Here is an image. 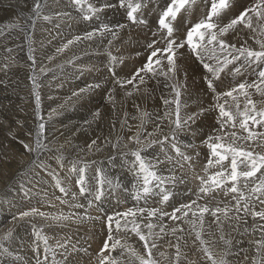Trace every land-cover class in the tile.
<instances>
[{"label": "bare ground", "instance_id": "6f19581e", "mask_svg": "<svg viewBox=\"0 0 264 264\" xmlns=\"http://www.w3.org/2000/svg\"><path fill=\"white\" fill-rule=\"evenodd\" d=\"M43 2H44V0H39V4H41ZM239 2L240 3L235 2V0H232V2H229V7L227 8V11L232 12V15H233L232 17L237 16L241 10L245 9L248 5V2H250V0H239ZM36 3H37V0H0V42H3L4 40L7 39L11 42L12 41L17 42V43H15V45L26 43V47L25 48L23 47L24 48L23 50H21V49L16 50L17 48L15 47L16 51L12 52V54H15L16 58L18 60H20L21 62H19V61L15 62L16 58L14 59V57L11 59L8 58L9 56H13L11 53L10 54L5 53V54L0 55V65H1V67H0V81L3 83L2 84L3 86L0 85L1 86L0 87V99H2L4 101V97H5L6 92H9V88L5 87L8 79L9 80H15L17 78L27 77V80L17 82L16 86L11 87V90L13 92H16V94H17L16 95L17 100H15V102L13 104H11L12 105L11 109L13 112L17 111L18 115L20 112H22L23 115L24 114L26 115L25 118L23 116H21V119L23 121L22 120L21 121L13 120L15 122H14V124H11V122L9 121V119L7 117H3V119L7 120L8 121L7 123H9V128H7L8 130L4 129L2 127V125L0 124V127H2L1 130L3 131V134L1 133L2 135H0V139H1L0 140V157H1L0 158V200H1L0 202L3 201V203H4V204H2V203L0 204V235H2V234L6 235L9 231V229H12V234L7 237L11 243L10 249L7 250L9 253H7L6 251H4L2 253L3 248H0V263L2 262V264H32V260L36 261L37 257H38L37 262L41 261V262H43V264L46 263V262L44 263V261L41 259L42 255L32 254V251L30 249V246H31V243H29L30 242V235L26 231L27 229L25 230V227H26L27 222L32 221L36 225H38L40 229H43L45 236L49 237L48 241H55L58 244L65 245V247H61L60 249L61 250L64 249V251L66 252L70 261L73 264H90L89 262L86 261V258L83 257L86 254H84L82 256V253L78 249L76 243L82 242L83 244L88 243L89 245L90 244L96 245V244L101 243V241H103L105 234H106V232H104V227H105L104 217L106 215H108L109 213L104 212L105 214L104 213L102 214L101 213L102 211L100 212L97 209L95 204H101L102 202L105 201V198L104 197H103V199L101 198L100 201L94 199V196H95V194L93 192L94 186H91L90 184L89 185L85 184L87 191H88V195L82 196L81 194H79L76 191L75 186H74V179H75L74 176L76 175L75 168L77 167V164L84 165L87 169L86 175H88L89 179L92 178V175L90 173H91L93 166H97L98 168L100 167L101 172L104 173L107 178L110 175L114 176V179H115L114 183L116 185H112L113 181L111 178H110L111 181H109V180L108 181L112 182V183L111 184H108V183L105 184V189L107 192L106 194H108V195L109 194L110 195L116 194L115 198H116V200H117V198L119 200L120 205H118L117 208L115 207V211H113V212H125L126 208H129L131 206V204H130L131 200L130 199L132 197L130 196L131 193H130L129 188H131L133 182L129 184V188L126 186V185H128V178L130 176L127 178L126 176H124L122 174L121 163L119 161H121L120 160L121 157L122 158L126 157L127 154L132 155V153H134V152H141L142 147L137 146L135 149L133 146L130 145V143H128V141L126 140L127 130H126V132L124 131L125 134L123 135V139H124L123 144H119L120 142H118L119 145L116 143L117 144L116 146H112L109 143H106V142L101 143V142L104 139V136L106 134L110 135V129L112 126H114L116 131L118 130V135L120 134V132L122 130H124V129L121 130L119 128L120 117H122L119 110L125 111L123 109V107H121L120 105L123 104L124 98L126 97L124 94V91L126 88L124 89V87H121L120 84L116 83V81L117 80L125 81L126 78L124 76L126 74V69H124L121 65L126 63L125 60H128V55L131 53L130 47H131V45H134L133 43H131L129 41V37L127 36V32L130 30H131V32L133 31L135 33L134 34V36H135L134 41H139L141 34H143V31H141L140 28L136 29V28H132L130 26H127L126 23L124 25L123 22L126 21L125 15L127 12H126L125 8L123 10L119 9L120 8L118 5L119 1H116V0L115 1L114 0H84V2L81 5H75L73 3V0H62L61 2L59 0L60 7L62 8L63 13L65 14V25L56 24V23H53L51 21L52 22L51 23L52 29L49 32V34L52 35V37L53 36L57 37L59 48L63 47V45H65L68 41L75 40L76 37H81L82 39L79 40L78 42H75L72 45H70L63 52H58L57 49H59V48H57V49L55 48V50L53 51L54 56H58L62 60V61L59 60L60 62L57 63V65H62V66L63 65H75L76 68L78 69V70H76L74 67H72L75 69V70H73L70 67L69 68L65 67L66 72H61L63 78L56 80L55 78H53V75L56 72H59V71H57L58 67L54 68L55 66L53 64H51L50 60L46 62L45 66H42V65H44L43 61H41V63H39V64L37 62H34L36 58L40 57L39 53H38V55H34L31 38H28V40L26 42V35L28 34V32L30 30L29 23L34 18L32 9ZM59 3L57 2L58 5H59ZM250 4H252V3H250ZM141 5H142V7H141L140 11L138 10L139 16H137V22L141 23L142 26H146V21L148 19L147 20L143 19V14H142L144 11H146V7L143 6V4H141ZM89 6H91L94 9H97V11L89 12L88 11ZM206 6H207L206 0H203V1L202 0H196V7L194 5L195 8L190 9L189 13L191 14V16L192 15L195 17L199 16L202 19V18H204L205 13H206V11H205ZM47 9H49V8H47ZM150 9H151L150 17H151V20L154 21L157 18V14L160 13L161 11L159 9L153 7V6ZM152 11L153 12L156 11V13L151 14ZM39 12H41V11H39ZM54 12H56V11H54ZM184 12H186V9ZM43 13H45V12H43ZM59 14L57 13L58 16H59ZM61 14H62V12H61ZM41 15H42V13H41ZM81 15H84V16L88 15L89 16V20H87V23H85L81 19H79V18H83ZM191 16H190V18H191ZM40 18L43 19V17H40ZM55 18L57 19V16ZM43 20H45V19H43ZM61 20H62V17H61ZM61 20H60V22H61ZM36 21H37V19H36ZM100 24H102V25L108 24L109 26L114 28V29H109L110 31H106V35H108L113 40L112 43H114V44L112 45V48L111 47L104 48L102 46L103 44H106V42L103 40L102 36H100V35H103L102 32L99 34L98 33L99 31H96L98 34L93 36V38L91 40L83 39V37L87 33L93 32V30L97 29L98 25H100ZM46 25H47V23H46ZM141 25H140V27H141ZM50 26L48 25V27H50ZM154 27H156V26H154ZM44 29H45V27L43 28V30ZM145 32L149 33L148 31H145ZM42 33H43V31H42ZM44 33H45V30H44ZM244 34L245 35L248 34L250 36L251 45H253V43H254V39L252 38L253 36L256 35L255 39L260 38L259 40H262V38L264 37V36L259 35L258 33L253 34L250 32V30L241 28L239 26L236 31H232V33H230V35H228V36L226 35L227 37H223L222 39L225 38L224 40L226 42H228L229 44H234L237 47H239L240 42H238L239 40H237V39L238 38L241 39L243 36H245ZM31 37H33V36H31ZM159 38H161V37L159 36ZM9 41H6V42H9ZM35 41H37V40H35ZM33 43H36V42H33ZM43 44H45V43H43ZM49 44H50V41H49ZM91 45H92V49L90 48ZM93 46L95 47L94 49H93ZM7 47H11V44L10 43L7 44ZM3 49L4 48L2 46H0L1 52H4ZM112 49L115 51L117 50L119 60L116 61V65H119V66H112L111 65L112 66L111 67L109 65H106L107 56L111 55V52H113V51H111ZM178 50H180V48ZM5 51H7V50H5ZM36 52H38V51H36ZM49 52H52V51H49ZM217 52L219 53V50ZM113 56H115V54ZM30 57H31V59H30ZM46 59H47V57H46ZM111 59H112V57H111ZM130 61H132V60H130ZM236 62H240V61H236ZM135 63L136 62H134V64ZM192 64H193V62H192ZM33 65H37V67H33ZM38 65H41V66L38 67ZM178 65H182V64H180V62H179ZM200 67L202 68V66H200ZM231 67H233V66H231ZM128 68L129 67H127V69ZM129 69L131 71V68H129ZM134 69H135V67H134ZM178 69H179V73H181V74L177 77V79H175V82L177 83L176 86L178 85V87L180 89V93L182 91L181 95H183L185 97V100L190 101V103H191L193 95H195L197 93V90L200 89L199 83L197 84V82L196 83L194 82V83H192V85H190L189 80L187 79V76L189 73L186 71V69L184 67H177V71H178ZM48 70L50 71V74L48 76H46L45 81H44V79H43V81L48 86H50V87L56 86L57 88H59L58 84H61L62 82H64L65 87L59 88V91H52L46 87L45 83H43L42 80H41L42 82L39 81V79H40L39 77L42 76L44 73L47 74ZM230 70L231 69H229V68H225V70L223 72L227 75L230 72ZM132 71H133V69H132ZM163 71H165L164 68H163ZM177 71H175V73H177ZM132 73H134V72H132ZM199 74H201V73H199ZM240 74H241V72H240ZM240 74L239 75H233L232 74V76H233V78L234 77L236 78V77H239ZM55 76H57V75H55ZM167 76L168 75L161 76V78L167 77ZM170 77H171V75H170ZM172 77H174V76L172 75ZM169 78H166V79H169ZM227 79H228V77H227ZM164 80H165V78H164ZM223 80H225V79H223ZM253 80H254V78H253ZM1 82H0V84H1ZM190 82H191V80H190ZM153 83H154V81H153ZM117 84H118V87H117ZM148 86H150V85H148ZM219 86H220V84H219ZM203 87H201V93L203 95H205L207 92H205ZM82 89L85 91L81 92ZM127 92H128V90H127ZM132 92H133V90H132ZM135 92L140 94L141 91H140V89H135ZM74 93H78V95H74ZM60 94H64V96L60 95ZM210 94H211V91H210ZM221 94H222V92H221ZM8 95H10V94H8ZM149 96H151V95H149ZM37 97H39L38 100H37ZM152 97H153V95L151 96V98ZM259 98H260V96H259ZM3 101H1V104ZM141 101L142 100L139 101L140 104H141ZM196 101H194V102H196ZM201 101H203V100H201ZM201 101H200V103H201ZM206 101H207V99H206ZM150 102H151V99H150ZM182 102H184V101L182 100ZM213 104H214V101H213ZM4 105H5V101L3 102L2 106H4ZM242 105H244V103H242ZM188 106H191V105H188ZM196 106H199V105H196ZM228 106H230V105H228ZM150 107H151V104H150ZM9 108H10V106H9ZM206 108H207V106H205V111L202 112V114H200L194 122L189 121L188 124L185 125L180 131H178L176 136H175V138L176 137L180 138L181 142L183 140L184 142L186 141L187 144L194 146V148L192 147V149H191V151L192 150L194 151L192 153V155H191L190 151L185 153L186 155L192 157L191 160L194 163V164H192L194 167V170H193L194 172H191L189 170L191 168L190 166H189L190 167L189 169H184V168L180 167L181 169H179V171L177 173L169 172L172 175V177H176L180 174L184 175L185 177L189 176V175H192L194 177L195 174L198 172V164L202 162V158L201 159L196 158L194 155H196L198 152L201 153L204 149L205 150L209 149L208 147H205L207 145L204 143V141L206 140V138L208 137L209 134H215V131L214 132H205V129L203 128V126H205V123L202 120V117H208V119L213 118L211 115L212 113H210ZM232 108H235V107L232 106ZM258 108H259V106H258ZM186 109H184V113L182 112L184 115V118H186L187 116H189L193 113H201L200 110L199 111L197 110V111H192L190 114L188 112L190 110L188 109V111H187ZM202 109H203V107H202ZM6 110H7L6 107H4V112ZM80 110H82V111L84 110V113L80 114ZM150 110H151V108H150ZM232 110L234 111V109H232ZM85 111H91V112H85ZM132 111H133V109H132ZM128 112H130V111H128ZM96 113H99V117H97L95 115ZM144 113H145V111H144ZM9 114L13 115L12 112ZM10 115H9V117L12 120V117ZM15 119H17V118L15 117ZM146 119H147V117H146ZM213 121L211 120L210 124H212ZM38 122H39V124L44 125V129L42 131L38 127V125H39ZM130 123H132V122H130ZM4 126H8V124H4ZM134 127L132 126V128H134ZM237 130H240V129L237 127ZM98 132H102L104 135L102 137L98 136V134H99ZM13 133L16 134V136H15L16 140L15 141L9 139V137L12 136L11 134H13ZM134 134L135 133H133V135ZM90 136H93L95 138L94 139L95 143L91 142L92 139H87V138H90ZM99 139H101V140L99 141ZM128 139H129V137H128ZM38 140L40 141L39 147H37V141ZM145 141H147V140L145 139ZM134 142H135V140H134ZM202 143L204 144L203 148H201ZM25 144L29 145L30 148H33L35 150L34 151L25 150V148H24ZM90 144H92L91 147H89ZM157 146H158V144H157ZM36 149H38V150L36 151ZM75 150L77 152H75ZM197 150H198V152H197ZM152 152L156 153V151H154V150ZM72 156H74V157H72ZM68 157H70L72 159H76V160L80 159V160L75 162V163H72L71 160H69L72 165L69 167V169H66V167H68V164L65 161ZM118 158H120V159H118ZM164 158L165 157H163V159ZM127 159H128V156H127ZM129 159H131V158H129ZM179 160L180 159H178L176 161L178 162ZM191 160H189L188 162L190 163ZM195 160L198 164L195 162ZM126 161H129V160H126ZM53 163H56L58 166L57 165L55 166ZM124 163H125V161H124ZM181 163H182V161H181ZM108 164H110V167H107ZM183 164H184V162H183ZM50 165L53 167H59V170L61 167V168H63L62 170H64V171H59V170H57V168L54 170L53 168L50 167ZM123 165H125V164H123ZM181 165L170 164L168 167H175L176 168L178 166V168H179V166H181ZM103 166H104L105 170H104ZM162 170L167 171L164 168H162ZM45 171L47 173H45ZM77 174H79V173H77ZM53 176L54 177L56 176L55 178H58V181L60 182L61 186L66 190L65 191L66 193L64 195H57V191L56 192L54 191V183L55 182L53 180ZM179 178L178 177L175 178L177 181L172 182V183L176 184L178 182H181L182 180ZM186 180H187V177H186ZM192 180L193 179H191V180L188 179V181H186V182H188L189 184H185V185L181 184V186H179L178 188L185 189L184 190L186 192L185 194L190 193L189 192L190 188L193 185L195 187L197 185L195 183V181L194 180L192 181ZM100 182H103V181H100ZM190 183H192L193 185L192 184L190 185ZM91 184H93V183H91ZM125 186L127 189H125ZM124 189L128 191L129 195L123 191ZM116 190H119V193ZM171 190H172V188H171ZM136 191L137 190H135L134 193ZM172 191H173L172 193L174 195L175 194L174 191H176V189L173 188ZM194 193H196V192H194ZM66 194H69V196H66ZM108 195H107V198H108ZM221 195L222 194L217 195V193H215V192L212 193V196L214 198H220ZM69 197L74 199L75 201L80 202L79 206L77 208H75L74 210H72V212L70 211V213L67 212L66 210L64 211V213H62L64 207L67 209V208H70V206H71L70 205L71 202H70ZM225 197L230 199V197H228V196H225ZM225 197H224V199H222V197H221L220 202L222 200H225V202H226ZM58 199L60 201H58ZM183 199L184 198L182 197L180 201H182ZM175 201L177 203L180 202V201L174 199L173 202H175ZM116 203H118V201H116ZM28 204H32V206H34L33 209H37L39 213H44L45 215L44 216H40L38 214L30 215V216L24 218L23 220H18L14 223L10 222V221H12L13 216H16L19 213L24 212V211H30L31 209L27 208ZM133 209H135V208H133ZM113 212L110 214L112 215ZM60 215L67 216V217H69V219L57 221V220H54L51 218V217L60 216ZM86 217H92L93 219H87ZM233 217H234V215H233ZM81 218H85V219H81ZM95 218H99V219H95ZM28 231H29V229H28ZM42 235H43V233H42ZM242 238H243V236H241L240 238H235L236 239L235 242L232 244H229V245L233 246V250L238 251L239 249H242L244 242H248V241L242 242L243 241ZM231 241H233V240H231ZM3 242H4V240H3ZM39 242H40V240H39ZM48 245H49V243H48ZM49 247H50V245H49ZM53 247H52V249H53ZM92 248L94 249V247H92ZM186 248L188 249L189 247L187 246ZM192 249H193V247H192ZM4 250H6V249H4ZM87 250H88V248H87ZM228 250H230V249H228ZM233 250H231V251H233ZM181 253H182V251H181ZM213 253H214L213 254L214 256L222 255L220 252V248H217L216 250H214ZM57 254H59V253H57ZM187 254H189V251L182 253V255L184 256V257L182 256L183 260L185 259V255L187 257L186 259H189V257H188L189 255L187 256ZM190 254L192 255L191 252H190ZM193 254H194V252H193ZM263 255H264V253H263ZM200 257L202 258L203 255L201 254ZM192 258H193V255H192ZM173 259L174 258H172V256H171L170 258H168V260L161 261L160 264H172ZM236 259L239 261L238 257ZM67 260H65V261H67ZM225 260H226V264H231V263H228V262H230V260H232L231 257L230 258L226 257ZM262 260H264V257L262 258ZM190 261H192L191 257H190ZM204 261H206V260H204ZM64 263H66V262H64ZM202 263L204 264V262H202ZM51 264H53V263L51 262ZM133 264H136V263H133ZM178 264H179V262H178ZM181 264H190V263H187L185 261V262H182Z\"/></svg>", "mask_w": 264, "mask_h": 264}, {"label": "rangeland", "instance_id": "374dc122", "mask_svg": "<svg viewBox=\"0 0 264 264\" xmlns=\"http://www.w3.org/2000/svg\"><path fill=\"white\" fill-rule=\"evenodd\" d=\"M51 0H44V2L43 3H41L40 4V8L38 9V12L39 11H41V12H39V15H37V14H35L34 12H33V15H34V18L30 21V23H29V28H30V30H29V32H28V34L26 35V42H27V40H28V38H31V41H32V48H33V53H34V55H38V53H39V56L40 57H38V58H36L35 59V61L34 62H37L38 64L39 63H41V61H43V63H44V65H42V66H45L46 65V62L47 61H51V64H53L55 67L54 68H57L56 70L57 71H59V72H56L54 75H53V78H55L56 80L57 79H61V78H63L62 77V74H61V72H66V68L65 67H67V68H71V69H73V70H78L77 68H76V66L75 65H57V63H59L60 61H62L61 59H60V57H58V56H54V54H53V51L55 50V48L57 49V48H59V46H58V39H57V37L56 36H53L52 37V35H50L49 34V32L51 31V29H52V22L53 23H56V24H61V25H65V14L63 13V10H62V8L60 7V3H59V0H52L51 2H50ZM62 0H60V2H61ZM115 1V0H114ZM116 1H119V0H116ZM203 1V0H202ZM207 1V6H206V9H207V7H208V5L210 4V0H206ZM57 2L59 3V5L57 4ZM136 2H139L140 4H143V6H145L146 7V11H144L142 14H143V19H145V20H147L146 21V26H142L141 25V23H139V22H136V23H132L131 21H129L128 19H127V15H125V22H123L124 23V25H125V23L127 24V26H130V27H132V28H136V29H141V31H143V34H141V37H140V40L139 41H134V38H135V36H134V32L132 31L131 32V30L130 31H128L127 32V36L129 37V41L131 42V43H133L134 45H131V47H130V49H131V53L128 55V60H125V64H122L121 66L124 68V69H126V74H125V81H127V80H129V79H132L131 77H133L132 75L134 74V73H136V71L138 70V69H140V68H142L144 65L143 64H145L146 62H147V56L149 55V53L152 51V49H149L146 45H148V44H150V43H152L153 41H156V44H155V47H159V48H163L164 46H165V41L162 39V37H164L165 35H166V30H162V29H160V27H159V23H157V20H158V17H160L161 16V14H162V12L165 10V8L164 7H166L165 5L167 4V3H169V2H171V0H134V3H136ZM229 2H232V0H229ZM235 2H238V3H240L239 2V0H235ZM50 3V4H49ZM250 3H253V0H250V2H248V5H247V7L248 6H250L251 4ZM47 4V5H46ZM49 4V5H48ZM47 7H46V6ZM118 5H119V3H118ZM194 5H195V7H196V0H195V3L194 4H192L190 7H186V12H184L185 11V9H182L181 10V12L180 13H178V15H177V18L175 19V20H173V21H171V26L173 27V29H174V32H173V36H172V38L173 39H175L177 42H182L185 38H186V33H187V31L197 22V21H200L201 20V18L199 17V16H197V17H195V16H191V14L189 13V10L190 9H193V8H195L194 7ZM155 7V8H157V9H159L160 11V13H158L157 14V18H156V20H154V21H152L151 20V17H150V11H151V7ZM54 7V8H53ZM120 7V6H119ZM159 7V8H158ZM47 8H49V9H47ZM51 8V9H50ZM61 8V9H60ZM58 9V10H57ZM108 9V8H107ZM119 9H121V10H123L124 8H119ZM126 9V8H125ZM141 9V8H140ZM140 9H139V11H140ZM51 10V11H50ZM61 10V11H60ZM244 10V9H243ZM243 10H241V11H243ZM54 11H56V12H54ZM139 11L135 14L136 15V17L137 16H139ZM206 11V10H205ZM240 11V12H241ZM43 12H45V13H43ZM50 12V13H49ZM61 12H62V14H61ZM126 12H127V9H126ZM41 13H42V15H41ZM52 13V14H51ZM57 13L59 14V16L57 15ZM154 14V13H156V11L155 12H151V14ZM231 13V14H230ZM45 14V15H44ZM227 14V15H226ZM37 15V16H36ZM53 15V16H52ZM57 16V19L55 18ZM82 17H84V15H81ZM148 16V17H147ZM190 16H191V18H190ZM233 15H232V12L231 11H227V9H225L224 10V12L221 14V20H222V22L223 23H225L226 24V22H228L230 19H232L233 17H232ZM40 17H43V19H45V20H43L42 18H40ZM45 17V18H44ZM49 17V18H48ZM51 17V18H50ZM61 17H62V20H61ZM59 18V19H58ZM64 18V19H63ZM36 19H37V21H36ZM79 19H81L83 22H85V23H87V20H89V19H87V20H85L84 18H79ZM227 19V20H226ZM35 20V21H34ZM60 20H61V22H60ZM52 21V22H51ZM56 21V22H55ZM35 24H34V23ZM41 22V23H40ZM49 22V23H48ZM60 22V23H59ZM46 23H47V25H46ZM64 23V24H63ZM102 23V22H101ZM139 23V24H138ZM156 25H155V24ZM37 24V25H36ZM131 24V25H130ZM138 26H137V25ZM35 25V26H34ZM48 25L50 26V27H48ZM137 27H136V26ZM140 25H141V27H140ZM152 25V26H151ZM38 26V27H37ZM103 26V27H102ZM150 26V27H149ZM154 26H156V27H154ZM180 26V27H179ZM34 27V28H33ZM45 27V33H44V30H43V28ZM107 28V29H114L113 27H111V26H109L108 24H100V25H98V28L97 29H95V30H93V32H96V31H98L99 29H103V28ZM148 27V28H147ZM241 28H243L242 26H240ZM47 28V29H46ZM144 28V29H143ZM153 28V29H152ZM157 28V29H156ZM178 28V29H177ZM146 29V30H145ZM151 29V30H150ZM37 30V31H36ZM42 31H43V33H42ZM145 31H148L149 33H147V32H145ZM37 32V33H36ZM41 33V34H40ZM99 34L101 33V32H98ZM230 33H232V31L231 32H229L228 34H227V36L228 35H230ZM40 34V35H39ZM102 34L103 35H100V36H102V38H103V40L106 42V44H103L102 46L104 47V48H109V47H111L112 48V45L114 44V43H112L113 42V40H112V38H110L108 35H106V31H104V32H102ZM182 34V35H181ZM185 34V35H184ZM158 35V36H157ZM245 35V34H244ZM247 35V36H246ZM245 36H243L241 39H237V40H239L238 42H240L239 43V47L241 46V45H245L246 47H251L252 49H254V50H260L259 49V45H257V44H255V42L253 43V45H251V43H250V36L248 35V34H246ZM31 36H33V37H31ZM49 36V37H48ZM159 36L161 37V38H159ZM227 36H224V37H227ZM48 37V38H47ZM255 37H256V35H255ZM223 38V37H222ZM45 39V40H44ZM47 39V40H46ZM225 39V38H224ZM260 39V38H259ZM2 40V39H1ZM35 40H37V41H35ZM249 40V41H248ZM262 40H264V37L262 38ZM6 41H9V40H4L3 42H0V46H2L4 49V52H1V50H0V55L1 54H12V52H15L16 50H23L25 47H26V43L25 44H19V45H15V43H17V42H15V41H9V42H6ZM49 41H50V44L53 46H51L50 44H49ZM145 41V42H144ZM161 41V42H160ZM33 42H36V43H33ZM41 42V43H40ZM54 42V43H53ZM160 42V43H159ZM248 42V43H247ZM11 44V47H7V44ZM43 43H45V44H43ZM139 43V44H138ZM108 44V45H107ZM14 45V46H13ZM41 45V46H40ZM50 45V46H49ZM161 45V46H160ZM7 48H6V47ZM18 46V47H17ZM45 46V47H44ZM48 46V47H47ZM17 49H16V48ZM22 47V48H21ZM24 47V48H23ZM40 47V48H39ZM42 47V48H41ZM47 47V48H46ZM134 47V48H133ZM44 48V49H43ZM91 49H92V45H91V47H90ZM95 47L93 46V49H94ZM9 49V50H8ZM13 49V50H12ZM16 49V50H15ZM47 49V50H46ZM147 49V50H146ZM5 50H7V51H5ZM182 52H181V51ZM180 50H178L177 51V55H176V57H175V60H176V70L175 71H177V67H184L185 69H186V71L189 73L188 74V76H187V79L189 80V84L190 85H192V83H196L197 82V84L199 83V90H197V95L195 94V95H193V98H192V100H191V103H190V101H187V100H185V97L183 96V95H181L182 94V91H181V94H180V97H179V100H180V115H181V117L182 118H184V115H183V113H184V109H186L187 111H188V109L190 110V111H188L190 114H191V112L192 111H201V110H203V112L205 111V106H207V110L210 112V113H212L211 115H212V119H208V117H202V120L204 121V123H205V126H203V128L205 129V132H214L215 131V134H209V135H212V136H216L217 134H219V128H220V125L217 123V119H218V116H219V112H218V109L217 108H215L214 106L217 104V103H222L223 102V104H225V106H226V108H228L229 106L228 105H232V106H234L235 105V103H236V101H234V100H232L231 98H228V97H225V96H223V95H219L220 97H219V99L217 100V96H218V94H221V92L222 93H224V92H226V91H228L229 89H231L232 87H234L236 84L238 85L239 83H241V82H246V83H251L252 81H254V80H257V76H256V72H258V70H257V66L256 65H253L252 67H250V68H242L241 69V74H240V76L239 77H234L233 78V76H232V74H233V72H232V70H234L235 68H239L240 66H241V61L240 62H235L234 63V65L233 64H229L228 66H227V68H229V69H231L230 70V72L226 75L224 72H222V73H220V78L218 79V80H215V82L217 83H215L214 82V91H212V90H209V88H208V86H207V79H209L210 78V74H208L207 72H206V70L204 69V67H203V63H201V61L200 60H198L197 58H196V56L195 55H193L190 51H189V49H188V47H187V45L185 44V46L184 47H182V48H180ZM36 51H38V52H36ZM47 51V52H46ZM49 51H52V52H49ZM111 51H113V52H111V55L113 54H115V56H111L110 54V56L112 57V59H111V57L110 56H107V61H106V65H109V66H119V65H116V61H118L119 60V57H118V54H117V50L115 51V50H111ZM218 51V50H217ZM49 52V53H48ZM116 52V53H115ZM148 54V55H147ZM13 56H9L8 58H13L14 57V59L16 58V55L15 54H12ZM44 55V56H43ZM146 55V56H145ZM181 55V56H180ZM183 56V57H182ZM46 57H47V59H46ZM51 57V58H50ZM53 57V58H52ZM132 57V58H131ZM186 57V58H185ZM42 58V59H41ZM143 58V59H142ZM229 58H231V57H229ZM46 59V60H45ZM56 59V60H55ZM146 59V60H145ZM154 59H156V58H154ZM9 60V59H8ZM39 60V61H38ZM55 60V61H54ZM60 60V61H59ZM112 60V61H111ZM130 60H132V61H130ZM161 60H162V63H161V65H158V66H155L156 67V69H157V71H160V72H164V73H166L167 72V67H168V64H167V61H166V59L165 58H163V57H161ZM207 59H205V62H207V63H210V64H214L215 63V61L214 60H207ZM17 61H19V62H21L20 60H18L17 58L15 59V62H17ZM128 61V62H127ZM136 62L135 64H134V62ZM140 61V62H139ZM143 61V62H142ZM165 61V62H164ZM182 61V62H181ZM188 61V62H187ZM145 62V63H144ZM180 62V64H182V65H178V63ZM192 62H193V64H192ZM130 63V64H129ZM142 63V64H141ZM165 65H164V64ZM184 63V64H183ZM190 63V64H189ZM197 63V64H196ZM135 66H134V65ZM163 64V65H162ZM57 65V66H56ZM125 65V66H124ZM127 65V66H126ZM41 65H38V67H40ZM111 66V67H112ZM141 66V67H140ZM186 66V67H185ZM200 66H202V68L200 67ZM231 66H233V67H231ZM0 67H1V65H0ZM33 67H37V65H33ZM72 67H74V68H72ZM127 67H129V68H131V71H130V69L128 68L127 69ZM134 67H135V69H134ZM139 67V68H138ZM138 68V69H137ZM163 68L165 69V71H163ZM233 68V69H232ZM132 69H133V71H132ZM137 69V70H136ZM202 71H201V70ZM62 70V71H61ZM65 70V71H64ZM199 70V71H198ZM130 71V72H129ZM191 71V72H190ZM205 73H204V72ZM132 72H134V73H132ZM193 72V73H192ZM203 72V73H202ZM191 73V74H190ZM199 73H201V74H199ZM50 74V71L48 70L47 71V74L46 73H44L42 76H40L39 78V81H43V79H44V81H45V77L46 76H48ZM175 74V75H174ZM181 73H179V69H178V71H177V73H167V77H162L161 78V76H165V75H153L152 73H141V75L142 76H144V79H145V82L144 83H140V81H139V78H137L136 80H134L133 81V83L132 84H125V86H124V89H125V91H124V94H125V98H124V101H123V104H121L120 106L121 107H123V109L125 110V111H120L119 110V112L121 113V115H122V117H120V126H119V128L122 130V129H124V130H122L121 132H120V134L118 135V130L116 131V129L114 128V126H112L111 127V129H110V135L108 134H106L105 136H104V139L102 140V142L101 143H109V144H111L112 146H116L117 144H118V142H120L119 144H123L124 143V139H123V135L125 134V132H126V130H127V134H126V140L128 141V143H130V145L131 146H133L135 149H136V147L138 146V147H142V151L141 152H139L140 153V155H141V157H142V159L145 161V162H152V163H156L157 161H160V163H158V165H157V168H156V171H157V174L159 175V176H161V177H164V178H168V177H172V175L169 173V172H173V173H177L178 171H179V169H181V168H184V169H189L190 167V171L191 172H194L193 170H194V167H193V165L192 164H194L193 163V161L191 160V162L189 163V162H185V161H183L182 159V157H180V156H177V154L172 150V147H171V144H173V143H175L179 148H181V152L182 153H187L188 151H190L191 152V155H192V153L194 152L193 150L191 151V149H192V147L194 148V146L193 145H190V144H187L186 143V141L184 142L183 140H182V142H181V139L180 138H178V137H176V138H174V139H169L168 141H166L165 142V144L163 145V148H164V150L165 151H161V145L160 144H158V146H157V144H153L152 145V147H150V148H147L146 146L151 142V141H157V140H161V139H164V137H172L173 136V132H174V137L176 136V134H177V132L178 131H180L181 129H176L175 128V124L173 123V124H170L169 123V119H171V120H175L176 119V117H175V108H176V105L174 104V103H172V104H165L164 103V101L165 100H168V101H173L175 98V93H174V91H173V86H176V82H175V79H177V77L180 75ZM206 74V75H205ZM55 75H57V76H55ZM61 75V76H60ZM130 75V76H129ZM149 75V76H148ZM170 75H171V77H172V75L174 76V77H170ZM208 75V76H207ZM245 75V76H244ZM250 75V76H249ZM192 76V77H191ZM202 76V77H201ZM206 76V77H205ZM57 77V78H56ZM150 77V78H149ZM160 77V78H159ZM171 79H170V78ZM224 77V78H223ZM227 77H228V79H227ZM231 77V78H230ZM251 77V78H250ZM157 78V79H156ZM164 78H165V80H164ZM166 78H169V79H166ZM230 78V79H229ZM253 78H254V80H253ZM54 79V80H55ZM148 79V80H147ZM223 79H225V80H223ZM238 79V80H237ZM25 80H27V77H24V78H17V79H15V80H7V82H6V85H5V87L6 88H9V92H6V94H5V97H4V101H5V105L4 106H2V104H3V100L2 99H0V124L2 125V127L4 128V129H7V128H9V123H7L8 121L7 120H5V119H3V117H7L8 119H9V121L11 122V124H14V122L15 121H13V120H19V121H21L22 119H21V116H23L24 118H25V114L23 115V113L22 112H20L19 113V115L17 114V111L15 112H13L12 111V105L11 104H13L14 102H15V100H17V98H16V92H13L12 90H11V87H13V86H16V84H17V82H20V81H25ZM190 80H191V82H190ZM194 80V81H193ZM202 80V81H201ZM231 80V81H230ZM234 80V81H233ZM41 81V82H42ZM43 81V83H45ZM150 81V82H149ZM153 81H154V83H153ZM193 81V82H192ZM224 83H223V82ZM228 81V82H227ZM251 81V82H250ZM1 82V81H0ZM149 82V83H148ZM158 82V83H157ZM232 83V84H231ZM3 83L1 82V86H3L2 85ZM65 83L64 82H62L61 84H58V87L59 88H63V87H65V85H64ZM135 84V85H134ZM147 84V85H146ZM219 84H220V86H219ZM230 84V85H229ZM45 85H46V87L48 88V89H50V90H52V91H59V88H57L56 86H54V87H50V86H48L46 83H45ZM60 85V86H59ZM134 85V86H133ZM146 85V86H145ZM148 85H150V86H148ZM153 85V86H152ZM0 86V87H1ZM127 86V87H126ZM148 86V87H147ZM165 86V87H164ZM178 86V85H177ZM204 86V87H203ZM217 88H216V87ZM226 86V87H225ZM230 86V87H229ZM117 87H118V84H117ZM132 87V88H131ZM201 87H203L204 88V90H205V92H207L205 95H203L202 93H201ZM54 88V89H53ZM228 88V89H227ZM135 89H140V94H138V93H136L135 92ZM166 89V90H165ZM127 90H128V92L129 93H131V95H128L127 93ZM132 90H133V92H132ZM147 90V91H146ZM163 90V91H162ZM225 90V91H224ZM131 91V92H130ZM210 91H211V94H210ZM249 92H251L252 93V99H253V101L254 102H256V105H257V108H258V106H259V108H263L264 107V96H260V95H258L256 92H255V90L254 89H249L248 90ZM126 92V93H125ZM158 92V93H157ZM8 94H10V95H8ZM15 96H14V95ZM157 94V95H156ZM169 94V95H168ZM213 94V95H212ZM60 95H63L64 96V94H60ZM149 95H153V97L151 98V96H149ZM201 95V96H200ZM211 95V96H210ZM215 95V96H214ZM234 95H236V94H234ZM62 96V97H63ZM128 96V97H127ZM137 96V97H136ZM195 96V97H194ZM199 96V97H198ZM259 96H260V98H259ZM35 97V96H34ZM149 97V98H148ZM206 97V98H205ZM257 97V98H256ZM132 98V99H131ZM134 98V99H133ZM138 98V99H137ZM148 98V99H147ZM184 98V99H183ZM205 98V99H204ZM11 99V100H10ZM150 99H151V102H150ZM206 99H207V101H206ZM128 100V101H127ZM133 100V101H132ZM140 100H142L141 101V104H140ZM182 100L184 101V102H182ZM197 100V101H196ZM201 100H203V101H201ZM210 100V101H209ZM224 100V101H223ZM1 101H3L2 102V104H1ZM138 101V102H137ZM194 101H196V102H194ZM200 101H201V103H200ZM213 101H214V104H213ZM222 101V102H221ZM238 101H239V103H240V106H241V109L243 108V105H242V103H245V98L243 97V96H238ZM230 102V103H229ZM151 104V107H150V104ZM182 103V104H181ZM198 103V104H197ZM211 103V104H210ZM139 104V105H138ZM131 105V106H130ZM172 105V106H171ZM184 105V106H183ZM188 105H191V106H188ZM196 105H199V106H196ZM212 105V106H211ZM9 106H10V108H9ZM102 106V105H101ZM148 106V107H147ZM155 108H154V107ZM175 106V107H174ZM4 107H6V111L4 112ZM158 107V108H157ZM191 107V108H190ZM197 107V108H196ZM202 107H203V109H202ZM210 107V108H209ZM150 108H151V110H150ZM154 108V109H153ZM193 108V109H192ZM9 109V110H8ZM132 109H133V111H132ZM232 109H234V111L232 110ZM143 110V111H142ZM154 110V111H153ZM231 110L235 113V111H236V109L235 108H231ZM128 111H130V112H128ZM144 111H145V113L147 114V115H144L145 113H144ZM169 111H171L173 114H172V116L170 117V118H165V113L166 112H169ZM12 112V114L13 115H10L9 113H11ZM85 112H91V111H85ZM153 112V113H152ZM183 112V113H182ZM82 113H84V110L82 111V110H80V114H82ZM127 113V114H126ZM136 113V114H135ZM12 117V120L10 119V117H9V115ZM135 114V115H134ZM139 114V115H138ZM3 115V116H2ZM103 115V114H102ZM156 115V116H155ZM15 117L17 118V119H15ZM20 117V118H19ZM146 117H147V119H146ZM151 117V118H150ZM157 117V118H156ZM14 118V119H13ZM139 118V119H138ZM154 118V119H153ZM138 119V120H137ZM240 119V117H237V120H239ZM134 120V121H133ZM211 120L213 121V123L212 124H210L211 123ZM23 121V120H22ZM42 121V120H41ZM143 121V122H142ZM130 122H132V123H130ZM149 123V124H148ZM160 126L159 127V129H157V124ZM4 124H8V126H4ZM38 124H39V122H38ZM134 124V125H133ZM148 124V125H147ZM136 125V126H135ZM132 126L134 127V128H132ZM145 126V127H144ZM249 126L250 127H252V124H251V122H249ZM2 127H0V135H2L3 134V131L1 130L2 129ZM131 127V128H130ZM206 127V128H205ZM210 127V128H209ZM213 127V128H212ZM237 127L239 128V125L237 124V126H236V128L235 129H233V128H231V126H227L226 127V131H228V132H231V131H237L239 134H242V135H246V133H242L241 132V130H237ZM137 129V130H136ZM240 129V128H239ZM8 130V129H7ZM113 130V131H112ZM125 131V132H124ZM253 131H256V132H264V126H256V127H253ZM124 132V133H123ZM168 132V133H167ZM2 133V134H1ZM99 134H98V136H103L104 134L102 133V132H98ZM133 133H135L134 135H133ZM149 133H151V135H148ZM5 134V133H4ZM129 134V135H128ZM132 134V135H131ZM158 134V135H157ZM12 136H10L9 137V139L10 140H16L15 139V136H16V134L15 133H13V134H11ZM128 135V136H127ZM131 135V136H130ZM208 135V136H209ZM119 136V137H118ZM137 136H139V142H137V139H135ZM121 137V138H120ZM128 137H129V139H128ZM130 137L132 138L131 140H130ZM87 139H92V141L91 142H93L94 141V137L93 136H90V138H87ZM123 139V140H122ZM135 140V142H134V140ZM145 139L147 140V141H145ZM1 140V139H0ZM101 139H99V141H100ZM120 140V141H119ZM181 142H179V141ZM175 141V142H174ZM122 142V143H121ZM227 142V141H226ZM117 143V144H116ZM134 143V144H133ZM139 143V144H138ZM178 143V144H177ZM238 143H242V142H238ZM118 144V145H119ZM180 144V145H179ZM90 145H92V144H90ZM141 145V146H140ZM202 145V147L201 148H203L204 147V144L202 143L201 144ZM205 147H207V146H205ZM185 148V149H184ZM171 149V150H170ZM199 149V148H198ZM38 149H36V151H37ZM78 150V149H77ZM156 151V153H153L152 151ZM257 151H264V148H257L256 149ZM75 152H77L76 150H75ZM149 152V153H148ZM197 152H198V150H197ZM147 153V154H146ZM160 153V154H159ZM204 153V154H203ZM147 156H146V155ZM198 154L199 155H194L196 158H199V159H201L202 158V162L201 163H197L196 162V160H195V162L198 164V172L195 174V176L193 177L192 175H189V176H186L187 177V180H186V177L184 176V175H178V176H176V177H173V178H179V179H181L183 182H178V183H176V184H174V183H166L165 185H163L167 190H168V192L170 193V199H169V201L166 203V204H164L163 206H161L160 204H159V199H160V197H159V195H157V196H155V197H149L148 198V202L147 203H145V201L142 199V200H140L139 202H137L136 200H134L133 198H131L130 200V204H131V206L129 207V208H137V207H144V208H158V207H163V210L164 211H167V212H171L172 211V209L174 208V207H178V206H180L181 204H184V203H187V202H189V201H191V200H197V203H199V205H205V204H207V206L209 207V208H215V207H217V206H220L221 208H223L224 207V205L225 204H229V203H231V204H235L236 203V201L235 200H232L231 198H232V196L234 195V194H229V195H227L228 197H230V199H228L227 197H225V195L223 194V193H220V194H222L221 196H220V198H214L213 196H212V194L210 195V196H207V197H204V198H200V199H198L197 198V195H196V193H197V191H198V189H199V187H200V180L199 179H197V177L199 176V177H205L206 178V176H205V172L203 171V169H204V167H205V165L207 164V160H208V157L210 156V149H207V150H203L201 153L200 152H198ZM207 154V155H206ZM149 155V156H148ZM152 155V156H151ZM158 155V156H157ZM168 155V156H167ZM186 155V154H185ZM201 155V156H200ZM127 156H128V159H127ZM127 156L126 157H121V159L120 158H118V159H120L121 161H119L120 163H121V170H122V174L124 175V176H126L127 178H128V185H126L128 188H129V184L130 183H132L133 182V184H132V186H131V188H129V190H130V193H131V197H133V193H134V191L135 190H137L140 186H141V183H142V181L140 180V179H138V175H139V173H138V165H137V163H136V161H135V157L133 156V155H128L127 154ZM161 158H160V157ZM188 156V155H187ZM72 157H74V156H72ZM134 157V158H133ZM163 157H165L164 159H163ZM168 157H172V159H168ZM206 157V158H205ZM1 158V157H0ZM69 158V159H68ZM67 159H66V161L65 162H67V164H68V167H66V169H69V167L72 165L71 164V162L72 163H75V162H77V161H79V160H76V159H72V158H70V157H68ZM129 158H131V159H129ZM163 159V160H162ZM178 159H180L178 162L176 161V160H178ZM69 160H71V162L69 161ZM76 160V161H75ZM125 161V163H124V161ZM126 160H129V161H126ZM131 160V161H130ZM153 160V161H152ZM155 160V161H154ZM123 161V162H122ZM181 161H182V163H181ZM130 162V163H129ZM168 162V163H167ZM183 162H184V164H183ZM206 162V163H205ZM163 163V164H162ZM225 164H228L229 163V161H225L224 162ZM55 166L57 165L56 163H53ZM123 164H125V165H123ZM170 164H173V165H181L182 164V167L181 166H179V168H178V166L175 168V167H168ZM190 164V165H189ZM109 165V166H108ZM107 165V167H110V164H108ZM129 165V166H128ZM188 165V166H187ZM58 166V165H57ZM190 166V167H189ZM50 167L51 168H53L54 170L57 168V170H59V167H53V166H51L50 165ZM168 167V168H167ZM181 167V168H180ZM81 168H83L85 171H84V173H83V175H84V178H85V184L86 185H91V186H94V189H93V192H94V194H95V196H94V199H95V197L97 196V195H100V197L103 199V197L105 198V201L104 202H102L101 204H95L96 205V207H97V209L103 214L104 212H106V213H109L108 215H111L110 213H112L113 211H115V207L117 208L118 207V205H120L119 204V200H118V198H117V200H116V198H115V196H116V194H112V195H108V194H106L107 192H106V189H105V184L106 183H108V184H111L112 182H109V181H111L110 180V178L112 179V181H113V183H112V185H116L114 182H115V179H114V176H112V175H110V176H108V178L105 176V174L104 173H102L101 172V168L99 167H97V166H93L92 167V170H91V175H92V178L91 179H89L88 178V175H86V167L84 166V165H79V164H77V167L75 168V171H76V175L74 176V186H75V189H76V191L80 194V191H79V187H77V185H76V181H77V179H79V176H80V173H79V169H81ZM103 168H104V166H103ZM162 168H164V169H166L167 171H165V170H162ZM219 168H220V166L219 165H215V166H213V167H210L209 169H208V172L209 173H214L215 171H217V170H219ZM63 168H61L60 167V170L59 171H64V170H62ZM128 169V170H127ZM171 169V170H170ZM200 169V170H199ZM104 170H105V168H104ZM125 170V171H124ZM164 171V172H163ZM175 171V172H174ZM45 173H47L46 171H45ZM77 173H79V174H77ZM127 173V174H126ZM47 175V174H46ZM101 175V176H100ZM259 175V174H258ZM87 176V177H86ZM182 176V177H181ZM56 177V176H55ZM54 176H53V180H54V191L56 192L57 191V195H64L66 192H61L60 191V189L57 187V186H55L56 184H57V181H58V178H55ZM114 179V180H113ZM188 179H193L194 181H195V183L197 184L196 185V187L192 184V183H190V185L192 184L193 186L190 188V193H187V194H185L186 192L184 191L185 189H181V188H178L179 186H181V184H189L188 182H186V181H188ZM106 180V181H105ZM109 180V181H108ZM192 180V181H193ZM100 181H103V182H100ZM177 180L176 179H174V182H176ZM90 182V183H89ZM118 182V181H117ZM91 183H93V184H91ZM95 183V184H94ZM136 183V184H135ZM61 185V184H60ZM85 185V186H86ZM126 186H125V189H127L126 188ZM62 187V186H61ZM195 187V188H194ZM171 188H172V190H173V188H175L176 189V191H174V195H173V191L171 190ZM123 190L124 192H126L127 194H128V191L127 190ZM181 189V190H180ZM179 190V191H178ZM195 190V191H194ZM197 190V191H196ZM116 191H118V193H119V190H116ZM156 191H158V190H156ZM184 192V193H183ZM194 192H196V193H194ZM183 193V194H182ZM246 195H247V192L245 193ZM83 195H88V191H86L85 192V194H83ZM82 195V196H83ZM107 195H108V198H107ZM119 195V194H118ZM129 195V194H128ZM173 195V196H172ZM181 195V196H180ZM66 196H69V194H66ZM188 196V197H187ZM184 198L182 201H180L181 200V198ZM187 197V198H186ZM221 197H222V199H224V197L226 198V202H225V200H222L221 202H220V199H221ZM100 198V199H101ZM178 198V199H177ZM180 198V199H179ZM69 199H70V208H65L64 207V209H63V211H62V213H64V211L66 210L67 212H69L70 213V211L72 212V210H74L75 208H77L78 206H79V203L80 202H78V201H75L74 199H72V198H70L69 197ZM100 199H99V201H100ZM174 199H176V200H178V201H180V202H173L174 201ZM228 199V200H227ZM114 200V201H113ZM205 200V201H204ZM1 201V200H0ZM58 201H60L59 199H58ZM116 201H118V203H116ZM228 202V203H227ZM4 204L3 203V201L2 202H0V204ZM107 203V204H106ZM114 203V204H113ZM251 203H253V204H255V206H256V211H262V210H264V204H261V203H259V201H257V200H252L251 201ZM105 204V205H104ZM106 206V207H105ZM33 207L34 206H32V204H28V207L27 208H29V209H33ZM105 207V208H104ZM168 207V208H167ZM195 207V206H194ZM112 208V209H111ZM129 208H126V210H128ZM69 209V210H68ZM116 212H113V214L112 215H114ZM105 214V213H104ZM232 214V215H231ZM108 215H106L105 217H104V224H105V227H104V232H106V234H105V237H104V239H103V241H101V243H99V244H96V245H89L88 243L87 244H83L82 242H79V243H76V245H77V247H78V249L81 251V253H82V256L84 255V254H86V255H84L83 257H85L86 258V261L87 262H89L90 264H99V261H100V259H101V257L99 256V255H97L98 253H99V251H100V249L103 247V244H104V241H105V239L107 238V236H108V228H107V226H106V222H107V216ZM138 216L140 215L139 213L137 214ZM146 215V214H145ZM233 219H227V220H225L224 219V217L223 216H221V219L222 220H224V223H223V232L221 233L220 231H218L217 230V227H216V225L215 224H212L211 225V228L209 229V227H208V225L211 223V221L213 220V217H211L210 215H205V225H204V229H205V233H207L208 231H211L212 233H213V235L212 236H208L207 234H205L204 236H203V238L205 239V240H209V241H211V243H209V248L211 249V250H216L217 248H220V252H221V254L223 255L224 253H225V251H227V255H225L227 258H230L231 257V259L232 260H230V262H228V263H231V264H252L253 263V258H256L257 260H261L260 261V264H264V260H262V258L264 257V255H263V253H264V249H262L261 250V252H260V254L258 255L257 254V251H256V244L255 243H251L252 241H256V240H260L261 238H262V232L260 231V230H258L259 229V227H260V225H264V220H260L258 217L254 220L253 218H252V216H251V213L249 212V213H243V212H241V215H242V219H240V220H236L235 219V216L237 215L236 213H235V211H233L232 213H230L229 214ZM233 215H234V217H233ZM211 218V219H210ZM129 220H131V217H129L128 218ZM146 222V221H145ZM153 222H155V220L153 221ZM164 222L169 226V228H171V227H173V226H175V224L176 223H181L180 221H176V222H173V221H171V220H169L168 219V217H165L164 218ZM28 225V226H27ZM188 224H186V223H181V226L185 229V231L183 232V233H176V235H178V236H183V239L182 240H180L179 241V244H180V248H181V251H182V253H184V252H187V251H189V254H187V256L189 257V259H186L187 257H186V255H185V259L183 260V255H182V253H181V259L179 260V264H181L182 262H187V263H190L191 264V262H193V261H195V264H203L202 262H204V264L206 263H208V264H211V262L210 261H207L206 260V258H201L200 257V255L202 254L203 255V252H201V251H197V249L200 247V245H199V242L198 241H195V235H194V232H192V230H191V228H190V225H188ZM253 226V227H252ZM33 227V228H32ZM38 227V228H37ZM197 227H199V225H197ZM229 227V228H228ZM246 228V229H245ZM27 229V230H26ZM28 229H29V231H28ZM31 229V230H30ZM113 229H115V225H113ZM236 229V230H235ZM25 230L28 232V234L30 235V242L29 243H31V246H30V249H31V251H32V254H36V255H42V257H41V259L44 261V263L45 264H51V262L53 263V264H73L71 261H70V259H69V257H68V255L66 254V252L64 251V249L63 250H61L60 248V246L59 245H61V244H58L57 242H55V241H48L49 240V237L48 236H45V234H44V231H43V229H40L39 228V226L38 225H36L34 222H32V221H29V222H27L26 223V227H25ZM39 234V235H37V233L35 232V231ZM40 230V231H39ZM34 231V232H33ZM144 231L146 232L147 231V229H144ZM159 231V227H157V228H155V229H153V232L154 233H159L158 232ZM41 233V234H40ZM42 233H43V235H42ZM101 233V232H100ZM225 233V234H224ZM35 234V235H34ZM221 234H223V236H224V239L225 240H228V241H230V244H232V243H234L235 242V238H240L241 236H243V238H242V242H244V241H248V242H244V244L246 245H244L243 244V247H242V249H239L238 251H235V250H233V246H231V245H226V244H224L223 243V241H221L220 240V236H221ZM253 234V235H252ZM113 235H114V237H116V238H119V239H121V242L123 243L125 240L127 241V243L129 244V245H131V247L133 248V249H137V250H139V252L141 253V254H144V255H146V253L145 252H143L144 251V249H143V246H142V242L141 241H139V239H138V237H136L135 235H133L131 232H119V233H116L115 232V230L113 231ZM121 237H120V236ZM34 238H33V237ZM43 238H42V237ZM160 236L162 237V238H160V239H157L155 236L153 237V239L155 240V242H156V244H157V247L155 248V249H152V256L157 260V261H159V262H161V261H166V260H168V258H170L171 256H172V258H174V253H175V251H176V249L174 248L173 249V247H169V243L171 242L172 244H175V243H177V241H176V237L175 236H173V235H171L170 233H169V231H168V228H166L165 229V233H160ZM0 248H3V250H2V253L4 252V251H6L7 253H9L7 250H9L10 249V247H11V243H10V240H8V238H4L5 237V234H2V235H0ZM48 237V238H47ZM39 238V239H38ZM42 240H41V239ZM46 238V239H45ZM34 241H33V240ZM3 240H4V242H3ZM39 240H40V242H39ZM159 240V241H158ZM231 240H233V241H231ZM36 241V242H35ZM38 241V242H37ZM240 241V242H241ZM241 242V243H242ZM33 243V244H32ZM48 243H49V245H50V247H49V245H48ZM192 243V244H191ZM194 243V244H193ZM251 243V244H250ZM55 244V245H54ZM216 246H215V245ZM4 245V246H3ZM79 245V246H78ZM3 246V247H2ZM54 246V247H53ZM189 247L188 249L186 248V247ZM227 246V247H226ZM229 246V247H228ZM46 247V248H45ZM52 247H53V249H52ZM92 247H94V249L92 248ZM192 247H193V249H192ZM87 248H88V250H87ZM185 248V249H184ZM254 248V249H253ZM4 249H6V250H4ZM37 249V250H36ZM51 249V250H50ZM228 249H230V250H228ZM54 250V251H53ZM58 252H57V251ZM60 250V251H59ZM70 250V249H69ZM231 250H233V251H231ZM241 250V251H240ZM246 250V251H245ZM121 251H123V249H120V248H118V249H116V250H114V251H112V253H111V256L112 257H120V253H121ZM212 251V252H213ZM253 251V252H252ZM190 252L192 253V255H193V258H192V255L190 254ZM193 252H194V254H193ZM256 252V253H255ZM57 253H59V254H57ZM161 253H164L165 255L164 256H162V255H160ZM254 253V254H253ZM95 254V255H94ZM214 254V253H213ZM252 254V255H251ZM63 255V256H62ZM90 255V256H89ZM104 255L105 256H107L108 255V253L107 252H105L104 253ZM116 255V256H115ZM44 256V257H43ZM59 256V257H58ZM165 256L167 257V259H165ZM183 256V257H182ZM235 256V257H234ZM248 257L247 259H245V257ZM48 257V258H47ZM190 257H191V260L192 261H190ZM226 257H224V258H226ZM234 257V258H233ZM239 258V261L236 259V258ZM56 258V259H55ZM60 258V259H59ZM65 258V259H64ZM88 258V259H87ZM127 258V259H126ZM252 258V259H251ZM68 259V260H67ZM129 259H130V257H129V255L127 254V253H125V255L123 256V257H121V260L123 261V264L125 263V264H128L127 262L129 261ZM37 260H38V257H37ZM37 260L36 261H34V260H32V264H37ZM46 260V261H45ZM65 260H67V261H65ZM202 260V261H201ZM204 260H206V261H204ZM182 261V262H181ZM232 261V262H231ZM64 262H66V263H64ZM133 263H136V264H138V261H135V260H133ZM0 264H2V262L0 263Z\"/></svg>", "mask_w": 264, "mask_h": 264}, {"label": "snow or ice", "instance_id": "6c2138e0", "mask_svg": "<svg viewBox=\"0 0 264 264\" xmlns=\"http://www.w3.org/2000/svg\"><path fill=\"white\" fill-rule=\"evenodd\" d=\"M83 2L84 0H73L75 5H81ZM194 3L195 0H171L159 18L160 29L166 30V35L162 37L165 41V47H155L156 41L148 44L147 47L152 49V51L147 56V62L144 66L134 73L132 79L127 81L117 80L116 83L120 84L121 87H124L125 84H132L137 78H139L140 83H144L145 79L141 73H152L153 75L175 73V57L177 55V50L184 47L185 44L189 51L203 63L206 72L210 74V78L207 79V86L209 90L212 91H214L215 80L220 78V73H222L229 64L241 61V66L232 70L233 75H239L242 68H250L253 65L260 67V65L264 64V40L255 39V36H253L252 38L254 39V42L259 45L260 49L254 50L245 45L237 47L236 45L229 44L222 39V37L226 36L229 32L236 31L239 26L250 30L253 34L258 33L259 35L264 36V0H253V3L250 6L246 7L226 24L222 22L221 14L229 7V0H210V7L207 9L204 18L194 24L187 31L184 41L177 42L172 38L174 29L171 26V21L177 18L178 13H180L182 9H186V7H190ZM119 6L127 9L126 15L129 21L132 23L137 22L135 14L142 7L139 2L134 3V0H119ZM39 8L40 4L39 0H37L32 11L39 15ZM88 11L95 12L97 9L89 6ZM83 18L87 20L89 19V16L85 15ZM98 31L103 32L110 30L105 27ZM97 34V32L87 33L83 39L91 40L93 36ZM81 39V37H76L75 40L68 41L63 47L57 49V51L63 52L70 45ZM217 49L219 50V53L217 52ZM161 57L167 60V73L157 71L155 67L161 65ZM205 59L214 60L215 63H207L205 62ZM256 76L257 80H254L251 83L241 82L230 90L218 94L217 99H219V95H223L236 101L234 105L236 111L234 113L231 110L232 106L226 108L223 103H217L214 106L219 112L217 119V123L220 125L218 130L219 134L216 136L209 135L204 141L210 149V156L203 169L206 178L197 177V179L200 180V187L196 193L198 199L210 196L214 192L217 193V195L223 193L225 196L231 193L234 194L232 200H235L236 203L234 205L231 203L225 204L223 208L219 206L209 208L207 204L199 205L197 200H191L178 207H174L171 212L164 211L163 207H137L136 209L129 208L125 212H116L114 215H108L106 222L108 236L104 241L103 247L97 254L101 257L99 264H123L121 257H123L125 253L130 257L128 264H133V260L138 261V264H160V262L152 256V249L157 247L153 237L155 236L157 239L162 238L160 233H165L166 228H168L171 235L176 237L177 243L172 244L170 242L169 247L176 249L172 264H178L181 259L179 241L183 239V236H178L176 233H183L185 231L181 226V223L190 225V228L195 235V241H198L200 245L197 251L203 252L202 258H206L211 264H226L224 257L227 255V251H225L223 255L214 256L212 250L208 247L211 241L203 238L205 234L208 236L213 235L211 231L205 233V215L207 214L213 217V220L208 225L209 229L212 224H215L217 230L221 233L223 232L222 226L224 223L221 216H223L225 220L232 219L229 214L233 211L237 214L235 216L236 220L242 219L241 212H250L254 220L257 217L260 220H264V210L256 211L255 204L251 203L252 200H257L259 203L264 204V151L256 150L257 148H264V132L253 131V127L264 126V108H257L256 102L251 98L252 93L248 91L249 89H254L258 95L264 96V68H260V70L256 72ZM83 91L85 90L82 89L81 92ZM173 91L175 93V99L173 101L165 100L164 103H174L176 105V119L174 121L169 119V123H174L176 129H182L189 121L194 122L198 116L202 114L203 110H201V113H193L186 118H182L180 115V89L178 86H173ZM127 94L131 95V93ZM74 95H78V93H74ZM238 96H243L245 98V103L242 109L238 101ZM38 99L39 97H37V100ZM172 114L171 111L166 112L165 118H170ZM95 115L99 117V113H96ZM144 115L147 114L145 113ZM237 117H240V119L237 120ZM249 122H251L252 127L249 126ZM237 124L239 125L241 132L246 133V135L239 134L237 131H226L227 126H231V128L235 129ZM38 127L41 131L44 129L43 124H39ZM159 127L160 126L157 125V129H159ZM148 135H151V133ZM174 138L173 132L172 137L166 136L164 139L151 141L146 147L150 148L153 144H160L161 151L163 152L165 151L163 148L165 142ZM135 139L139 142V136ZM93 143H95V141H93ZM39 146L40 141L38 140L37 147ZM89 147H91V145H89ZM171 147L177 156L182 157L185 162L192 159V157L184 155L175 143L171 144ZM24 148L27 151L35 150L30 148L27 144L24 145ZM132 155L135 157V161L138 165V179L142 181L141 186L133 194L132 198L137 202L143 199L145 203H147L149 197L159 195L160 199L158 202L163 206L170 199V193L163 185L174 182L175 178H164L157 174L156 168L160 161H157L156 163L145 162L139 152H134ZM197 155L199 154L197 153ZM168 159H172V157H168ZM225 161H229V163L225 164ZM215 165L220 166L219 170L214 173H209L208 169ZM84 171L83 168L79 169L80 176L76 181V185L79 187L81 195L85 194L87 191L83 175ZM56 186L61 192L66 191L61 187L59 181H57ZM246 192L247 195L245 194ZM100 198V195L95 197L96 200H99ZM138 213L140 214L139 216L137 215ZM36 214L40 216L45 215L44 213H39L37 209H31L30 211H24L13 216L12 221L10 222L14 223L18 220H23L30 215ZM129 217H131V220L128 219ZM165 217H168V219L173 222L180 221L181 223H176L175 226L169 228L164 222ZM51 218L57 221L69 219V217L63 215ZM86 218L93 219L92 217ZM154 220L155 222H153ZM113 225H115V229H113ZM197 225H199V227H197ZM157 227H159V233H154L153 229ZM144 229H147V231L145 232ZM114 230L116 233L131 232L138 237L139 241L142 242L146 255L141 254L137 249H133L126 240L122 243L121 239L114 237ZM258 230L262 232V238L260 240L252 241L251 243L256 244V251L259 255L261 250L264 249V225H260ZM11 234L12 229H9L4 238L6 239ZM37 235L39 234L37 233ZM220 240L226 245L230 244V241L224 239L223 234H221ZM59 246L65 247V245ZM118 248L123 249L120 253V257H112V251ZM105 252L108 253L107 256L104 255ZM160 255L164 256L165 254L161 253ZM247 258L248 257L246 256L245 259ZM165 259H167L166 256ZM37 264H43V262L38 261ZM191 264H195V261L191 262ZM253 264H260V261L253 258Z\"/></svg>", "mask_w": 264, "mask_h": 264}]
</instances>
